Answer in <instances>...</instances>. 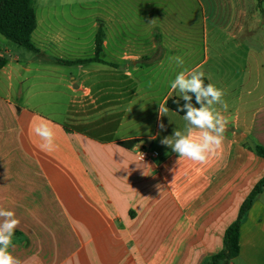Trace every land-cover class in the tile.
I'll return each mask as SVG.
<instances>
[{
    "label": "crops",
    "instance_id": "1",
    "mask_svg": "<svg viewBox=\"0 0 264 264\" xmlns=\"http://www.w3.org/2000/svg\"><path fill=\"white\" fill-rule=\"evenodd\" d=\"M262 6L33 0L38 53L0 49V208L20 220L24 240L10 251L22 264H204L221 249L264 177V159L250 149L264 147ZM99 26L104 63L52 60L92 57ZM175 56L225 92L227 111L216 107L227 129L204 163L179 158L157 132L138 133L143 106L131 111L150 82L169 86L161 106L181 98L171 88L183 70ZM41 122L55 128L54 151L40 147ZM128 140L138 142L118 144ZM223 264H264V189L241 223L238 255Z\"/></svg>",
    "mask_w": 264,
    "mask_h": 264
},
{
    "label": "clouds",
    "instance_id": "2",
    "mask_svg": "<svg viewBox=\"0 0 264 264\" xmlns=\"http://www.w3.org/2000/svg\"><path fill=\"white\" fill-rule=\"evenodd\" d=\"M155 21H151L154 23ZM150 23V24H151ZM176 64L183 68L182 56L172 58ZM209 79H211L209 77ZM171 88L177 91L183 100L174 101L178 111L182 112L187 122L184 132L174 130L171 136L164 137L161 143L170 147L179 158H187L194 162H206L209 154L219 148L223 142L227 129V119L217 109L220 105L227 111V103L223 100L225 92L213 83L205 84V72L199 68H183L171 83ZM168 108L159 107L161 117L165 116ZM160 129L166 126L161 122ZM194 130H199V136H194ZM35 134L43 143L40 145L44 151H54L56 132L50 122H41L34 127ZM20 220L13 210L0 208V264H22L19 257L13 255L15 229Z\"/></svg>",
    "mask_w": 264,
    "mask_h": 264
},
{
    "label": "trees",
    "instance_id": "3",
    "mask_svg": "<svg viewBox=\"0 0 264 264\" xmlns=\"http://www.w3.org/2000/svg\"><path fill=\"white\" fill-rule=\"evenodd\" d=\"M259 5L264 0H258ZM36 27L35 11L33 8V0H0V36L24 48L32 53H38V49L31 41V35ZM103 31L99 26L95 34L94 55L90 58L77 60H61L52 59L55 63L61 65H82L90 62L104 63L100 58L102 48ZM5 59L0 57V69L4 66ZM205 79V84H207ZM179 100L183 104V100L178 97L168 98L165 102L166 108L175 114L183 117V113L178 111V105L174 101ZM138 140L121 141L118 144L125 148H131ZM259 157L264 159V147L254 145L250 148ZM264 189V177L261 178L252 188L250 193L244 199L239 207L236 219L226 228L223 234L222 247L214 255L208 258L204 264H223L225 261L235 258L239 252V229L241 223L250 209L253 201Z\"/></svg>",
    "mask_w": 264,
    "mask_h": 264
},
{
    "label": "rangeland",
    "instance_id": "4",
    "mask_svg": "<svg viewBox=\"0 0 264 264\" xmlns=\"http://www.w3.org/2000/svg\"><path fill=\"white\" fill-rule=\"evenodd\" d=\"M263 9H264V3ZM129 28H133V24L129 25ZM181 29V28H179ZM4 45H10L11 47H14L13 49H24V48H18L15 44L9 42L2 36H0V49H4ZM27 51V50H22ZM29 53V52H27ZM169 86H165L164 84L161 85H153L152 82L147 83L145 86L142 87V91H139V95L141 98L133 97L131 99V111H135L134 109H137V106H139V109H141V106H143L144 111V118L143 123L140 126V130L138 133H141L142 130L145 129L144 134H150L154 135L157 132L158 140L161 141L164 137H167L166 130L168 128H172L174 130L182 131L181 128L184 126L185 123H187L183 117L175 114L171 110L168 109V112L165 114V116L161 117L159 114V107H166L164 105L161 106V98L166 90H168ZM173 95H179L177 91L173 90ZM142 110V109H141ZM163 122V124L166 126L165 130L160 129L159 124ZM23 232L19 230H15V236L13 238V243L15 241H21L24 240Z\"/></svg>",
    "mask_w": 264,
    "mask_h": 264
},
{
    "label": "built area",
    "instance_id": "5",
    "mask_svg": "<svg viewBox=\"0 0 264 264\" xmlns=\"http://www.w3.org/2000/svg\"><path fill=\"white\" fill-rule=\"evenodd\" d=\"M141 156L146 158V154L144 152L141 153Z\"/></svg>",
    "mask_w": 264,
    "mask_h": 264
}]
</instances>
